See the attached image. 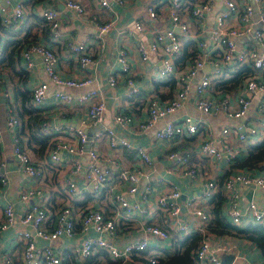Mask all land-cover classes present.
I'll use <instances>...</instances> for the list:
<instances>
[{"label": "built area", "instance_id": "built-area-1", "mask_svg": "<svg viewBox=\"0 0 264 264\" xmlns=\"http://www.w3.org/2000/svg\"><path fill=\"white\" fill-rule=\"evenodd\" d=\"M74 13L78 18L89 19L85 6L79 0H56ZM126 0H98L99 7L110 16L107 22H94L98 34L108 33L113 28L116 18L114 8L123 6ZM258 5V21L264 26V0H253ZM216 0H154L146 7V18L142 22L134 19L132 28L138 35L133 37L132 45L122 46L115 57L116 69L107 77V84L115 87L118 83L126 84L128 96L133 102L143 104L147 111L145 120L137 123L138 130H150L158 121L179 112L192 97L193 108L200 115L211 116L221 113L226 120L238 121L234 127L238 146H232L227 140L231 128L225 126L221 130L220 146L213 143L207 134L197 137V149L194 154L180 149L182 141L196 136L205 126L202 118L186 115L175 119H166L164 125L155 131V141H164L169 149L164 155L168 161L177 167L183 175L203 180V192L200 200L209 203L210 199L220 190L225 196L224 209L229 223L238 226L243 220L264 228V207H260L252 199L246 202L245 209H241L243 199L242 189L251 192L257 190L264 199V175H258L248 170L230 171L219 186L210 178L206 171L209 158H225L227 163L236 161L242 150L257 141L259 129L264 127V120L260 126L258 121L247 120L252 98L256 94L263 96L257 110L264 115V30L253 27V6L250 0H221L217 9ZM157 6H164L169 25L157 28L154 23L159 21ZM22 1L15 4L5 23H15L24 17ZM41 17L49 24V32L53 38L59 35L60 18L56 10L43 9ZM82 20V21H83ZM207 21H212L207 26ZM146 22V24H145ZM177 30V32L175 31ZM152 32L151 39L146 42L139 34ZM250 35L258 48L248 44L237 46V40ZM134 49L139 54L141 65L154 76L160 84L158 91L149 94L142 93L136 86L134 78L138 72L131 67L130 51ZM70 51L74 55L82 70L95 69L99 57L90 52L88 41L72 43ZM20 56L25 60L26 68L33 65V58L37 56L42 63L48 81L55 87L63 89H84L83 93L73 96L62 90H56L53 96L68 105L85 106V118L77 126L68 125L65 130L55 127L52 130L44 125L42 134L52 138L47 147L45 159H34L28 150L19 144L20 136L12 138L10 155L18 171L27 178L32 185H23L18 192L19 201L25 204L24 210L15 214L14 204L7 201L0 214V235L18 222L15 239L23 245L22 254L13 259L8 247L0 251V264H64L67 250L73 262L83 264L92 256L104 255L119 264H126L132 260L134 254L143 253L148 247L150 237L161 241L169 238L167 229H162L149 223L145 219L141 224V232L137 238L128 240L123 246L114 244L118 232L130 228L127 221L139 222L140 217L147 218L152 210L147 207L148 185L138 200L130 201L137 192L141 180L148 176L144 168H153L154 160L142 147L136 146L115 128L126 127L133 122V117L118 113L113 117V124L104 127L89 137L86 132L88 126L102 123L104 120L106 100L94 86L95 79L89 75L82 78H64L57 70V53L46 44L32 41L23 45ZM179 57H183L177 60ZM205 68H208L205 71ZM250 68L256 72L246 74L242 81L234 87L233 92L223 89V83L240 69ZM197 79V80H196ZM49 84L40 82L31 91V104L42 106L47 98ZM1 94V93H0ZM258 122V123H257ZM6 125L9 129L18 131L19 120L14 114H8ZM257 137V138H256ZM100 141L107 145L110 153L101 157L95 147ZM4 137L0 121V145ZM87 153L85 163L80 160ZM132 155L130 165H125L123 157ZM70 157V163L67 158ZM61 173L58 181L60 188L55 189L47 179L45 167ZM5 164L0 161V189L8 185V173ZM83 184H78V179ZM32 186V187H31ZM124 189H121V188ZM120 188V189H119ZM57 192L56 208L52 207V194ZM106 194L109 197L110 211L99 206L97 200ZM182 194L176 186H170L156 196L157 210L165 217V222L178 234L180 239L203 230L210 220L204 205H199L196 197L185 201L190 214L198 220V225L184 222L181 219ZM89 201L83 205L78 202ZM32 199L34 201L30 202ZM196 205V206H195ZM53 210V211H52ZM2 217V219H1ZM120 219L124 225L118 223ZM127 219V221H126ZM74 240L72 245L53 248L50 245L39 246L37 240L48 243L59 238ZM103 256H99L101 258ZM199 264H223L203 237L195 255ZM150 264H157L156 257H147ZM229 264H233V261ZM250 264H264L253 262Z\"/></svg>", "mask_w": 264, "mask_h": 264}, {"label": "crops", "instance_id": "crops-1", "mask_svg": "<svg viewBox=\"0 0 264 264\" xmlns=\"http://www.w3.org/2000/svg\"><path fill=\"white\" fill-rule=\"evenodd\" d=\"M20 1H22L24 9V18L15 23H5V21L10 16L12 8ZM79 1L87 9L89 19L83 20L78 18L74 13L67 10L64 7L63 3L56 0H0V58L4 55V52L7 49V43H27L28 39L30 40L31 38H34L35 41H38L41 44H46L57 53V70L62 77L82 78L84 76H87L86 74L91 75L95 79L94 86L98 87V89L100 90V94L106 100L107 110L105 112L104 120L102 121V123L94 126H88L86 128V132L88 133L89 137H93V133L99 129L112 126L113 117L118 113L127 114L133 117V122L129 125V127H126V131H123V129H121L120 127H116L115 131L124 134L132 144L144 148L154 160L153 168L143 169L144 173H146L148 177L141 180L138 192L130 198V201L138 200L139 196L141 197L144 192V186H150L149 193L147 194V207L152 210V215L147 218L140 217V221L137 223H135L134 220L127 221L126 219V221L129 223L128 225H130V228H126L122 230V232L119 231L114 244L117 246H123L128 240L137 238L141 232V224L143 223V221H145V219H149V223L153 224L154 226L162 229H167L170 235L168 239L161 241L160 239H154L150 237L148 240L149 244L147 249L141 254H135L132 257V260L126 263L147 264V257H156L158 259L160 250L170 251L173 248V241L180 239V237L178 238V234L175 233V231L169 226V223L165 222V217L157 210L156 196L163 191H167L170 186H176L182 194L181 198L179 199V202H181V219L179 220L198 225L197 218L194 215L190 214L189 209L185 206V201L193 197H196L200 200L204 186L203 180L201 178H192L183 175V173L177 167H173L170 161H168L164 156L169 149V145L164 141H155V131L160 129L164 125L166 119H175L184 117L186 115L194 116L197 119L202 118V120L205 122V126L199 130L196 136L188 137L184 139L180 144V149H182L183 151H190L192 154H194V150L197 149V137L200 134L205 133L209 135L213 140V143L217 146H220V132L225 126H229V128H231L229 129L230 132L227 135L228 142L232 146H238V142L236 140V135L234 132V127L237 125L238 121L226 120L221 113L211 116L200 115L197 111L194 110L192 97H190L189 100L186 101L183 109H181L179 112L167 117L166 119L158 121L148 131H139L137 123L146 119V109L143 108V104L132 101V99L128 96L129 87L126 84L120 82L115 87H110L107 84V77L117 68L115 64V57L117 56L119 49L122 46L130 47L133 42V37L135 36L138 38V35L134 32L131 26L133 20L139 19L143 22L146 18V7L154 0H126L123 6H116L114 8V15L116 20L113 23V28L108 33L100 35L95 29L94 22H107L111 19L110 16L104 9L99 7L98 0ZM250 2L254 10L252 15V21L254 23L253 27L256 29L264 30V26L257 25L260 23L258 21V9L260 7L254 4L253 0H250ZM220 4L221 0H216L215 7L218 9ZM48 8L56 10L59 14L60 26L59 35L57 38H53L51 36L47 28L48 24L41 17V12L43 11V9ZM156 11L158 13V17L162 16V18H160L159 21L155 22L154 25L157 28H162L164 27V25L170 26V22L167 20V12L165 7L157 6ZM255 11L257 12L256 20L254 19ZM211 24L212 21H207V26H210ZM175 31L177 32V30ZM151 33L152 32L148 31L143 34H139V36L142 37L146 42H148L152 37ZM246 36L247 38L244 39V37ZM85 40L88 41L90 52L93 54V56L96 55L97 57H99L98 65L94 70L80 69L78 62L70 51V45L72 43H80ZM245 44H248L249 47L258 48V45L250 35H245L241 39L237 40L238 47ZM130 59L132 69L136 70L139 74L137 78H134L139 91L145 94H149L152 91H158L160 88V84L156 82L153 74L147 70V67L141 65L139 54L136 50L131 49ZM18 60V66L25 74V78L17 76L14 77L13 80L15 82L19 79H24L23 81L25 82H23V91L29 94L30 98H32L31 91L35 85L40 82H47L49 84L47 98L44 104L42 106L35 107L31 104V99L29 101V104L36 108L38 112L40 111V115H43L47 119L46 123L44 124L47 125L50 130L55 127H60L62 128V130H65L68 125L77 126L79 122L85 118V106L79 107L75 105H68L67 103L58 101L53 96V93L56 90H62L68 94L77 96L86 91V88L63 89L55 87L48 81L41 60L37 56L33 58V65L30 69L26 68L27 65L25 63V60L21 58L20 55ZM4 66L5 67L0 66V121L4 137V142L0 145V161H3L5 164L4 169L8 173L9 180L7 187L0 189V210L7 201H10L14 204L15 214L19 215L22 210H24L25 204L19 201L18 192L21 190V187L23 185L30 186L32 185V182H30L20 171H18L16 164L10 155L12 138L18 132L17 134L20 136V146L25 150H28L31 156L37 160L43 158L45 159L47 148L42 153H38L37 150H34L33 147L30 146L27 135L24 134L23 129L21 130L22 122L16 112V107L13 100V92L11 88V78L9 77L13 69L9 64H6ZM207 70L208 68H205V71ZM233 90L234 87H231L227 91L232 93ZM262 98L263 96L261 94L254 95L247 117L243 118L242 121L245 122L248 118L250 119V121H258L259 123H257L260 126L261 122L264 120V115L261 114V112H258L257 106L260 99ZM1 99H3V101H1ZM9 113L16 115V117L18 118L20 123L18 131L9 129L7 127L6 119ZM257 137V141L253 145L261 142L264 139V127H261L259 129ZM51 141L52 138L50 137V141L48 144H50ZM31 143L32 145H36L35 147L37 148V144L35 142L32 141ZM95 144L96 145H93L90 142V144H88L89 148L91 149L95 147L101 157H104L105 155L110 153V150L104 143L97 141ZM246 154L247 150H242L238 155L237 160L244 159L246 157ZM131 158L132 155H125L123 157L124 164L130 165L132 161ZM86 159H88L87 153H85L84 156L80 157V160L83 163H85ZM67 163H70V157L67 158ZM232 164L230 165L229 163H227L225 158H209L207 160L206 171L211 179L219 182L222 180L223 176H225L230 171H233L231 170L233 169ZM62 169L63 171L57 173L54 172L51 168H44L49 183L53 188L59 189V191H61V188L58 178L60 177L61 173L67 170V168L63 167ZM256 174L264 175V169L257 171ZM78 184L82 185L83 180L79 178ZM121 189L124 188L122 187ZM218 193L220 195L222 194L220 190L217 192V194ZM242 193L243 199L240 205L241 209L244 210L246 207V202L251 199L260 207H264V199L259 191L256 190L253 195H249L248 190L242 189ZM222 198L223 201L220 206V212L225 222L229 223L224 209L225 197ZM56 200L57 196L54 197V195H52L51 202L54 201L56 203ZM32 201H34V199H32L30 202ZM109 203V197L106 194H104L101 199L97 200V204L99 206H104L108 211L111 210ZM199 205H204L205 210L208 211L209 203L200 200ZM118 223H120V226H122L124 225L125 221L123 219H120ZM248 225L253 224H251L248 220H243L236 227L239 229H245ZM18 227L19 224L18 222H16L10 228H8L7 231L1 233L0 235V251L8 247L10 249L11 257L15 260L20 257L23 250V246L21 245V243H19V241L14 237L15 231L18 229ZM194 234L199 235L201 239L203 237H206L209 246L214 251H216L218 256L221 258V261L224 256H230L231 259L229 263L233 261V264H250L253 262H261L264 260V254L256 246V244L248 241L243 237L214 233L211 230H208L206 225L203 227V230L196 231V233H192L190 235ZM73 242V239L68 240L63 237L50 243L36 239L37 245H50L51 247L56 249L72 245ZM70 260L73 262L72 257L70 258Z\"/></svg>", "mask_w": 264, "mask_h": 264}, {"label": "trees", "instance_id": "trees-1", "mask_svg": "<svg viewBox=\"0 0 264 264\" xmlns=\"http://www.w3.org/2000/svg\"><path fill=\"white\" fill-rule=\"evenodd\" d=\"M47 28L49 30V24ZM32 41H35L34 38H31L30 40L28 39L27 43ZM20 43L21 42L7 43L6 45L7 49L5 50L4 55L1 56L0 58V66L5 67L4 65L9 64L13 69L9 77L11 78V88L13 92V100L15 103L16 112L22 122L21 130L23 129L24 134L27 135L30 146H32L34 150H37L38 153H42L50 145L48 144L50 141V137L41 134L42 133L41 128H43V126L45 125L44 123H46L47 119L43 115H40L39 113L40 111L38 112L36 108H34L32 105L29 104L31 98L29 94L23 91V82H25L23 81L24 79H19L18 81L15 82L13 80L14 77L17 76L25 78V74L18 66L19 64L18 59H19L20 51L23 45H25L26 43H21V44ZM180 58L181 57H179L177 60H179ZM253 72H255V70L250 68L238 70L229 79L224 81L222 88L230 89L231 87H235L242 81L243 77L246 74ZM32 141L37 144V148L35 147L36 145L34 144L32 145L31 143ZM232 165H233L232 166L233 169L231 170L235 172L242 169V170H248L253 173H257V171L264 169V139L255 145H249L247 149L246 157L242 160L236 159V161L233 162ZM47 168H49V166ZM223 178L224 176L222 177L221 181L217 182L219 186L222 185ZM52 195H54L55 197L58 195V193L55 192ZM222 197L225 196L216 193L215 196L212 197L209 201V207L207 212L210 214L211 218L207 225L208 230H211L212 232L218 234H227V235L243 237L248 241L255 243L256 246L264 254V228L257 225H248L245 229H239L234 225H230L229 223H226L220 212V206L223 201ZM88 199L90 198L87 197L85 201L78 202L77 204L83 205L88 201ZM57 206L58 204L53 201L52 207L56 208ZM200 241H201V237L195 234L186 236L182 239L174 240L172 243L173 248L170 251L160 250V255H158L157 264H199L195 255ZM64 254H65L64 264H76L70 260L72 256L68 250L64 252ZM99 256H103V257L99 258ZM146 263L150 264L148 260L146 261ZM83 264H119V263L117 261L111 260L108 256L96 255L87 258Z\"/></svg>", "mask_w": 264, "mask_h": 264}, {"label": "water", "instance_id": "water-1", "mask_svg": "<svg viewBox=\"0 0 264 264\" xmlns=\"http://www.w3.org/2000/svg\"><path fill=\"white\" fill-rule=\"evenodd\" d=\"M1 101H3V99H1ZM89 148V145L87 144L86 145V149ZM251 194V192H249V195ZM231 257L230 256H224L223 259H222V263L223 264H229V261H230Z\"/></svg>", "mask_w": 264, "mask_h": 264}, {"label": "rangeland", "instance_id": "rangeland-1", "mask_svg": "<svg viewBox=\"0 0 264 264\" xmlns=\"http://www.w3.org/2000/svg\"><path fill=\"white\" fill-rule=\"evenodd\" d=\"M254 19L256 20L257 19V12L255 11V13H254ZM258 26H263V24L262 23H259V24H257ZM245 38H247V36L246 37H244V39ZM90 199H88V201H89ZM102 260V259H101Z\"/></svg>", "mask_w": 264, "mask_h": 264}]
</instances>
